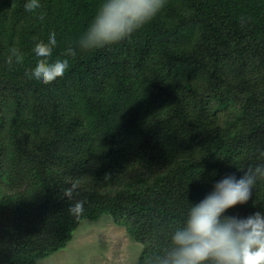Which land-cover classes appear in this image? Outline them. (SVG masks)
I'll return each instance as SVG.
<instances>
[{"label": "trees", "instance_id": "16d2710c", "mask_svg": "<svg viewBox=\"0 0 264 264\" xmlns=\"http://www.w3.org/2000/svg\"><path fill=\"white\" fill-rule=\"evenodd\" d=\"M24 3L0 0V264H37L106 214L148 264L213 181L264 163V0H166L49 84L24 78L31 48L53 32L58 56L99 0H38L42 22ZM13 45L24 60L10 66ZM257 210L264 179L227 213Z\"/></svg>", "mask_w": 264, "mask_h": 264}, {"label": "clouds", "instance_id": "9594fccd", "mask_svg": "<svg viewBox=\"0 0 264 264\" xmlns=\"http://www.w3.org/2000/svg\"><path fill=\"white\" fill-rule=\"evenodd\" d=\"M165 4L166 0H99L85 29L58 56L53 58L55 33L49 32L46 42L34 44L30 50L34 64L23 72L24 78L40 84L53 82L65 74L77 51L91 52L124 40L149 23ZM23 7L43 21L38 0H25ZM23 60L18 47L8 49V65ZM259 155L264 157V150ZM260 179H264V163L250 165L239 177L230 173L213 181L202 199L187 206L182 222L170 226L167 245L153 251L148 264H264V212L227 213L248 202ZM68 210L79 218L82 203L76 201Z\"/></svg>", "mask_w": 264, "mask_h": 264}, {"label": "rangeland", "instance_id": "374dc122", "mask_svg": "<svg viewBox=\"0 0 264 264\" xmlns=\"http://www.w3.org/2000/svg\"><path fill=\"white\" fill-rule=\"evenodd\" d=\"M142 247L106 214L83 219L66 247L37 264H137Z\"/></svg>", "mask_w": 264, "mask_h": 264}]
</instances>
